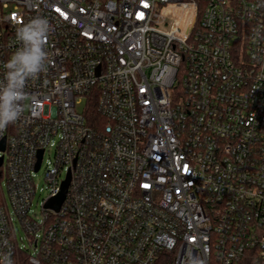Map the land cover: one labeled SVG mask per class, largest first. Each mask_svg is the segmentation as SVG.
Returning a JSON list of instances; mask_svg holds the SVG:
<instances>
[{
  "label": "built area",
  "instance_id": "built-area-1",
  "mask_svg": "<svg viewBox=\"0 0 264 264\" xmlns=\"http://www.w3.org/2000/svg\"><path fill=\"white\" fill-rule=\"evenodd\" d=\"M34 17L50 59L0 132V264H264V0H0V79Z\"/></svg>",
  "mask_w": 264,
  "mask_h": 264
},
{
  "label": "clouds",
  "instance_id": "clouds-1",
  "mask_svg": "<svg viewBox=\"0 0 264 264\" xmlns=\"http://www.w3.org/2000/svg\"><path fill=\"white\" fill-rule=\"evenodd\" d=\"M50 31L51 25L43 17H34L16 29L15 38L20 47L3 65L5 73L0 79V132L20 118L27 98L26 83L46 70L50 59L47 52Z\"/></svg>",
  "mask_w": 264,
  "mask_h": 264
},
{
  "label": "water",
  "instance_id": "water-1",
  "mask_svg": "<svg viewBox=\"0 0 264 264\" xmlns=\"http://www.w3.org/2000/svg\"><path fill=\"white\" fill-rule=\"evenodd\" d=\"M5 141H6V139H4L0 143V151H2V152L5 150ZM42 155H43V152L41 151L40 154H39V162L37 163L36 171H38L39 168H40V163H41ZM3 162H4V156H0V166L3 165ZM69 178L63 183L61 193L56 198L50 200L47 203L46 206L48 208H53V209H55L57 211L60 209V207H61V205H62V203H63V201L65 199L66 193H67V189H68V185H69V180H70Z\"/></svg>",
  "mask_w": 264,
  "mask_h": 264
},
{
  "label": "trees",
  "instance_id": "trees-1",
  "mask_svg": "<svg viewBox=\"0 0 264 264\" xmlns=\"http://www.w3.org/2000/svg\"><path fill=\"white\" fill-rule=\"evenodd\" d=\"M85 115L87 116L88 121L91 123L94 122L95 119H99L100 115L98 112L97 101L95 99H90L89 102L87 103L85 107ZM1 197H2V188L0 183V202H1ZM172 261L173 260L168 254H163L158 259L157 264H171Z\"/></svg>",
  "mask_w": 264,
  "mask_h": 264
},
{
  "label": "rangeland",
  "instance_id": "rangeland-1",
  "mask_svg": "<svg viewBox=\"0 0 264 264\" xmlns=\"http://www.w3.org/2000/svg\"><path fill=\"white\" fill-rule=\"evenodd\" d=\"M85 108V101L81 104L78 105V111H82ZM46 158H48V154L46 155ZM44 173H45V167L38 173L37 178H36V183H37V187H38V194H41L42 196H45V192L41 191L42 189H44L45 187V182H44ZM4 184V183H3ZM39 200V199H37ZM37 215H40V206H36V202H35V206H34ZM19 236H24V234L22 233V231L20 233H18ZM24 245L23 243H21V246Z\"/></svg>",
  "mask_w": 264,
  "mask_h": 264
},
{
  "label": "snow or ice",
  "instance_id": "snow-or-ice-1",
  "mask_svg": "<svg viewBox=\"0 0 264 264\" xmlns=\"http://www.w3.org/2000/svg\"><path fill=\"white\" fill-rule=\"evenodd\" d=\"M145 187H147V185H145Z\"/></svg>",
  "mask_w": 264,
  "mask_h": 264
}]
</instances>
